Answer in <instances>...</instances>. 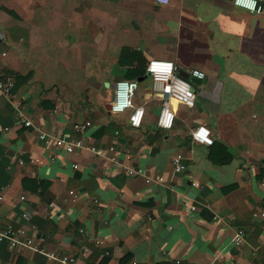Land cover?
I'll return each mask as SVG.
<instances>
[{"label": "crops", "instance_id": "crops-1", "mask_svg": "<svg viewBox=\"0 0 264 264\" xmlns=\"http://www.w3.org/2000/svg\"><path fill=\"white\" fill-rule=\"evenodd\" d=\"M152 58L205 71L186 78L214 146L192 141L203 118L186 111L156 125L161 91L141 71ZM136 76L140 126L108 108L112 84ZM0 79L14 82L0 91V227L18 219L43 249L0 242V264H65L49 251L75 264H264V13L234 0H0Z\"/></svg>", "mask_w": 264, "mask_h": 264}, {"label": "built area", "instance_id": "built-area-1", "mask_svg": "<svg viewBox=\"0 0 264 264\" xmlns=\"http://www.w3.org/2000/svg\"><path fill=\"white\" fill-rule=\"evenodd\" d=\"M160 3H169L171 0H157ZM234 3L244 9L250 10L255 13H264V0H254V6L249 5L253 3V0H234ZM147 71L154 80V88L161 91V96L158 98L160 105L156 118V125L161 128H171L175 123L178 111L183 110L189 114L197 115L203 120L198 122L191 130L192 141L205 146H211L215 140V130L207 117L208 112L202 108L195 99V87L193 82L178 72V66L175 61L168 59L152 58L147 66ZM191 75L197 78H204L206 73L201 68H193L189 72ZM14 82L11 79H0V91L4 92L7 96H11V91ZM140 82L137 79L121 78L116 82L115 93L111 100V112L119 114L127 110H131L130 124L133 126H140L145 116V106L143 104L135 103V96L139 89ZM25 124L31 125V119H25ZM91 125V121L82 122L78 125V129L81 131L86 130ZM41 138L49 140L51 138L59 145L63 146L67 151H73L75 148H88L94 153L101 154V149L93 144L87 145L83 138L70 137L68 135H51L47 132L41 133ZM112 150L114 146L110 147ZM130 152V150H127ZM114 158V157H112ZM182 155L177 154L173 158L175 170L180 171L182 169ZM77 163L74 167H78ZM124 171L131 174H144L147 169L143 166L134 164H125ZM264 183V182H263ZM194 185H200L199 182H193ZM22 198L25 195L21 196ZM4 195L0 193V202L3 200ZM193 208H196L193 205ZM260 216L263 220L264 227V209L261 210ZM32 217V213L29 211L23 212V218L29 221ZM29 228L25 224H21L18 219H11L5 225L0 227V242H7L11 246H29L35 250H42L36 244L34 238L28 234ZM28 234V235H27ZM245 240V230L238 228L232 238V241L236 245H241ZM49 258L59 259L65 264H75L76 258L71 254H56L54 251L47 252ZM180 258H174L170 260L168 264H181Z\"/></svg>", "mask_w": 264, "mask_h": 264}, {"label": "water", "instance_id": "water-1", "mask_svg": "<svg viewBox=\"0 0 264 264\" xmlns=\"http://www.w3.org/2000/svg\"><path fill=\"white\" fill-rule=\"evenodd\" d=\"M180 74L185 76V77H189V73L188 72H183V71H180ZM195 77L192 78V80H194ZM107 85H109V82H106ZM113 88H116V82L112 84ZM108 108H111V104L109 103V106Z\"/></svg>", "mask_w": 264, "mask_h": 264}, {"label": "trees", "instance_id": "trees-1", "mask_svg": "<svg viewBox=\"0 0 264 264\" xmlns=\"http://www.w3.org/2000/svg\"><path fill=\"white\" fill-rule=\"evenodd\" d=\"M147 65H148V63L146 64L145 68L141 70V71H143V74L147 72ZM132 78L138 80L137 76L136 77H131L129 79H132ZM217 142H219V141L218 140L215 141L211 146H214Z\"/></svg>", "mask_w": 264, "mask_h": 264}, {"label": "clouds", "instance_id": "clouds-1", "mask_svg": "<svg viewBox=\"0 0 264 264\" xmlns=\"http://www.w3.org/2000/svg\"><path fill=\"white\" fill-rule=\"evenodd\" d=\"M163 2H166V0H163ZM240 2V0H238V3ZM250 7L254 6V0L253 3L249 5Z\"/></svg>", "mask_w": 264, "mask_h": 264}, {"label": "rangeland", "instance_id": "rangeland-1", "mask_svg": "<svg viewBox=\"0 0 264 264\" xmlns=\"http://www.w3.org/2000/svg\"><path fill=\"white\" fill-rule=\"evenodd\" d=\"M139 92H140V90L138 89V90H137V93H139Z\"/></svg>", "mask_w": 264, "mask_h": 264}]
</instances>
